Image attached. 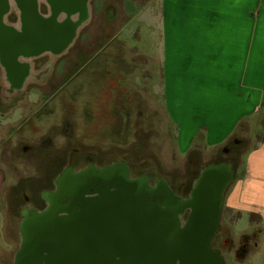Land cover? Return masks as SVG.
<instances>
[{"label":"rangeland","instance_id":"rangeland-1","mask_svg":"<svg viewBox=\"0 0 264 264\" xmlns=\"http://www.w3.org/2000/svg\"><path fill=\"white\" fill-rule=\"evenodd\" d=\"M95 1L97 15L80 30L69 53L55 59L66 64L77 62V66L84 61L88 64L68 83L55 81L56 99L46 102L37 98L36 85L10 96L0 68V168L6 176L0 264H13L24 212H39L45 207L44 194L54 189L57 176L73 157L75 171L90 163L105 168L123 162L132 179L146 178L150 186L163 181L178 197L187 199L206 165H229L235 175L247 153L264 139L263 114L261 122L246 127L240 142L230 145L228 153L224 147L210 153L199 147L179 154L176 130L164 111L163 100H152L148 95L147 78H152L154 70L146 53V25L138 39L128 38L126 51L116 40L102 51L123 23V0ZM63 64L57 67L60 78ZM63 119L71 120L72 129L58 125L55 131V124L61 125ZM192 158L198 166H191ZM211 246L219 251L224 264H246L241 242L223 225Z\"/></svg>","mask_w":264,"mask_h":264},{"label":"crops","instance_id":"crops-1","mask_svg":"<svg viewBox=\"0 0 264 264\" xmlns=\"http://www.w3.org/2000/svg\"><path fill=\"white\" fill-rule=\"evenodd\" d=\"M121 8L123 23L101 50L116 40L126 51L146 25L148 95L163 100L179 154L223 148L261 122L264 0H123ZM5 181L0 168V216ZM221 225L241 242L246 264H264V139L232 176L217 233Z\"/></svg>","mask_w":264,"mask_h":264},{"label":"water","instance_id":"water-1","mask_svg":"<svg viewBox=\"0 0 264 264\" xmlns=\"http://www.w3.org/2000/svg\"><path fill=\"white\" fill-rule=\"evenodd\" d=\"M86 16L55 23V51L76 39ZM16 45H27L16 41ZM26 48V49H24ZM26 54H30L27 50ZM229 165L205 169L192 196L181 199L163 181L151 187L132 179L125 163L68 169L46 212L33 211L22 226V264H224L212 249ZM182 224L184 227H182Z\"/></svg>","mask_w":264,"mask_h":264},{"label":"flooded vegetation","instance_id":"flooded-vegetation-1","mask_svg":"<svg viewBox=\"0 0 264 264\" xmlns=\"http://www.w3.org/2000/svg\"><path fill=\"white\" fill-rule=\"evenodd\" d=\"M95 4V0H0V68L3 70L4 81L8 83L7 93L10 96L21 95L28 86L36 85L37 98L40 97L46 102L54 100L58 96V92L54 90L55 81L65 80V83H68L86 67L88 61L78 66L77 62L66 64L62 60L55 61L69 53L80 35H77L65 51L57 53L55 51V23L65 25L83 16H86L87 22L90 23L97 15ZM16 41L28 44L27 49L24 48L26 51L22 50L23 46L16 45ZM27 50L30 54H26ZM46 57L52 60H44ZM60 62L64 63L61 78L57 73ZM42 89L48 92L41 91ZM58 125L68 131L73 127L70 119H63L61 125L55 124V131L58 130ZM75 164V157H73L69 165L57 176L54 189L44 194L46 204L39 212H46L50 209L49 197L51 200L55 199L59 179L68 169L78 172L93 167L90 163L83 169L75 171ZM190 164L193 167L198 166L199 163L192 158ZM208 165L200 170L195 183L205 169L212 167ZM158 183L151 187H156ZM195 183L191 188L192 191ZM30 216H32L31 210H26L25 219ZM182 227H184L183 224Z\"/></svg>","mask_w":264,"mask_h":264},{"label":"trees","instance_id":"trees-1","mask_svg":"<svg viewBox=\"0 0 264 264\" xmlns=\"http://www.w3.org/2000/svg\"><path fill=\"white\" fill-rule=\"evenodd\" d=\"M242 129V128H241ZM240 142V140L239 139H237V138H235V139H233V140H231L229 143H227V145H225V147L223 148V150H224V152L225 153H228L229 151H230V145H233V144H238ZM218 165V164H217ZM208 166H214V164H210V165H208ZM191 193H192V189L190 190V193H189V197H190V195H191ZM187 199H189V198H187ZM214 251H216V250H214ZM216 252H218V251H216ZM219 253V252H218ZM220 254V253H219Z\"/></svg>","mask_w":264,"mask_h":264},{"label":"bare ground","instance_id":"bare-ground-1","mask_svg":"<svg viewBox=\"0 0 264 264\" xmlns=\"http://www.w3.org/2000/svg\"><path fill=\"white\" fill-rule=\"evenodd\" d=\"M86 22H87V21H86ZM86 22H85V23H86ZM85 23L82 25V27L85 25ZM82 27H81V28H82Z\"/></svg>","mask_w":264,"mask_h":264}]
</instances>
